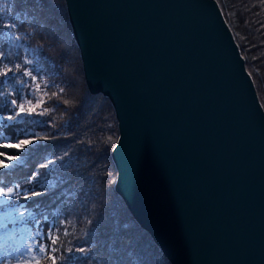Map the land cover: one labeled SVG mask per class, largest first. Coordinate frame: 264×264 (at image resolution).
Here are the masks:
<instances>
[{
  "label": "water",
  "instance_id": "1",
  "mask_svg": "<svg viewBox=\"0 0 264 264\" xmlns=\"http://www.w3.org/2000/svg\"><path fill=\"white\" fill-rule=\"evenodd\" d=\"M66 3L138 223L171 264H264V109L217 1Z\"/></svg>",
  "mask_w": 264,
  "mask_h": 264
},
{
  "label": "trees",
  "instance_id": "2",
  "mask_svg": "<svg viewBox=\"0 0 264 264\" xmlns=\"http://www.w3.org/2000/svg\"><path fill=\"white\" fill-rule=\"evenodd\" d=\"M216 1L264 109V0ZM0 6V259L171 264L115 188L116 111L88 88L66 0ZM24 96L37 112H20Z\"/></svg>",
  "mask_w": 264,
  "mask_h": 264
},
{
  "label": "rangeland",
  "instance_id": "3",
  "mask_svg": "<svg viewBox=\"0 0 264 264\" xmlns=\"http://www.w3.org/2000/svg\"><path fill=\"white\" fill-rule=\"evenodd\" d=\"M1 7V6H0ZM9 35L10 36H12V34L11 33H9ZM26 62H30V64L32 63V60L29 58V57H26ZM26 72H28V74H32L31 73V71H30V69H26ZM33 81H35V78H34V80ZM25 82L24 81H22V80H20V81H18V84L20 85V86H23V84H24ZM33 86V87H32ZM33 91H37V93L39 94L40 93V89H41V87L39 88V91H38V84H35V83H32V85H31V87H30ZM12 89H13V87L11 86V88L6 92V95H10L11 93H12ZM23 99H24V104H22L21 106H20V112L21 113H28L30 110H32V111H35V112H37L38 111V109H37V104H34V102H32L31 101V99L29 100V99H27L25 96L23 97ZM11 101H13V98L11 99ZM10 101V102H11ZM13 104V106H14V103H12ZM9 145H13V147H15V146H18V143H15V142H13V141H10L9 142ZM21 146H18V148H20ZM18 161V159L16 158V157H13V156H11V155H6V158H5V160H1V162H2V164L4 165V166H10V165H13V163L14 162H17ZM6 263V259H0V264H5Z\"/></svg>",
  "mask_w": 264,
  "mask_h": 264
}]
</instances>
